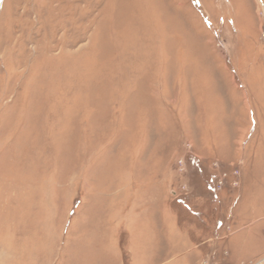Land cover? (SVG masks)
<instances>
[{
	"label": "rangeland",
	"instance_id": "obj_1",
	"mask_svg": "<svg viewBox=\"0 0 264 264\" xmlns=\"http://www.w3.org/2000/svg\"><path fill=\"white\" fill-rule=\"evenodd\" d=\"M164 211L157 261L264 264V0H0V264Z\"/></svg>",
	"mask_w": 264,
	"mask_h": 264
},
{
	"label": "crops",
	"instance_id": "obj_2",
	"mask_svg": "<svg viewBox=\"0 0 264 264\" xmlns=\"http://www.w3.org/2000/svg\"><path fill=\"white\" fill-rule=\"evenodd\" d=\"M252 162V160H250ZM246 174V173H245ZM123 213V212H122ZM128 215L130 219V212H124ZM171 212H163L161 214L160 223L165 227V229H168L171 233H175L177 236H172V240L167 245H164L161 242H158V233L160 231V228L157 226L154 228H150L149 224L143 223L141 224H135L137 228V232L139 234V238L135 239L133 238V234L131 233L133 230L130 229H115L113 231V234L110 236V229L106 228L105 232L100 231L99 227L103 224L106 225L107 218L113 219L114 216L117 214L111 213L110 216L108 214H102V215H95L96 218L94 219L93 228H91V232H89L91 238H92V246L96 251L95 257L97 261H86L90 264H174L175 257L171 256L167 258L165 261H157L158 252L168 249L173 250L177 249V243L179 239V231L176 227L175 219L170 214ZM120 214V213H119ZM137 219L142 222L141 215L135 216ZM145 217V216H144ZM156 222V221H155ZM95 224V225H94ZM150 228V229H148ZM147 229V230H146ZM145 230L148 235L153 236L152 239H148V245L142 243V235L141 231ZM126 231L127 234V254H128V262L126 263L124 261V252L120 244V234L121 232ZM101 234H105L104 238L102 239ZM101 253V255H99ZM169 255V254H167ZM174 258V259H173ZM173 259V260H172ZM158 262V263H155ZM178 264V263H176Z\"/></svg>",
	"mask_w": 264,
	"mask_h": 264
}]
</instances>
